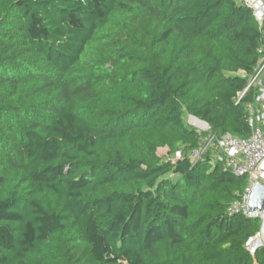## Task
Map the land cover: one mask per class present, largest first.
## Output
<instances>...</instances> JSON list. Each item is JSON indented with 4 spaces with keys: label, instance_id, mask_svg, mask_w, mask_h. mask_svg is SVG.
Returning <instances> with one entry per match:
<instances>
[{
    "label": "trees",
    "instance_id": "1",
    "mask_svg": "<svg viewBox=\"0 0 264 264\" xmlns=\"http://www.w3.org/2000/svg\"><path fill=\"white\" fill-rule=\"evenodd\" d=\"M263 46L242 0H0V264H264L248 176L187 155L251 132Z\"/></svg>",
    "mask_w": 264,
    "mask_h": 264
},
{
    "label": "built area",
    "instance_id": "2",
    "mask_svg": "<svg viewBox=\"0 0 264 264\" xmlns=\"http://www.w3.org/2000/svg\"><path fill=\"white\" fill-rule=\"evenodd\" d=\"M254 9V14L260 24H264V2L262 0H242ZM262 59L257 64L254 72L250 74L248 83L243 91L238 94L239 102L250 89L255 90L254 97L247 104L249 111L248 126L251 132L246 137H239L232 133L217 136L215 133L204 135L209 130L198 127L200 142L197 148L187 155L192 162L211 156V164L216 162L231 169L233 173L240 176H248L249 184L245 191L234 201L228 209L229 215L242 213L246 217H261V212L251 210L247 205V197L250 189L261 181L260 175L253 171L258 162L264 158V46L262 48ZM182 153L178 151L176 158H181ZM214 161V162H213ZM264 246L262 234L259 232L249 237L245 247L252 253Z\"/></svg>",
    "mask_w": 264,
    "mask_h": 264
},
{
    "label": "water",
    "instance_id": "3",
    "mask_svg": "<svg viewBox=\"0 0 264 264\" xmlns=\"http://www.w3.org/2000/svg\"><path fill=\"white\" fill-rule=\"evenodd\" d=\"M193 117H196V116L194 115L190 116V118H193ZM196 118L200 120L201 122L205 123L206 126L209 127L206 121L201 120L198 117ZM253 171L257 172L260 175L261 181H258L254 185L252 190L250 189L248 197H247L248 199L247 205L249 209L258 210L261 212L260 218H261L262 223L260 227V233L262 234V239L264 242V158L258 162V164L256 165Z\"/></svg>",
    "mask_w": 264,
    "mask_h": 264
},
{
    "label": "rangeland",
    "instance_id": "4",
    "mask_svg": "<svg viewBox=\"0 0 264 264\" xmlns=\"http://www.w3.org/2000/svg\"><path fill=\"white\" fill-rule=\"evenodd\" d=\"M187 122L189 123V124H191V125H193V124H195V126L198 128V127H200V128H203V129H207L206 127L207 126H204V125H202V126H198V125H196V123L194 122V120H192V118H188L187 119ZM159 152H160V154H162V155H164V154H166L167 153V148H161L160 150H159ZM214 162V161H213Z\"/></svg>",
    "mask_w": 264,
    "mask_h": 264
},
{
    "label": "bare ground",
    "instance_id": "5",
    "mask_svg": "<svg viewBox=\"0 0 264 264\" xmlns=\"http://www.w3.org/2000/svg\"><path fill=\"white\" fill-rule=\"evenodd\" d=\"M192 120H194V122L196 123V125L198 126H202L204 125L205 123L201 122L200 120H198L197 118L193 117Z\"/></svg>",
    "mask_w": 264,
    "mask_h": 264
},
{
    "label": "crops",
    "instance_id": "6",
    "mask_svg": "<svg viewBox=\"0 0 264 264\" xmlns=\"http://www.w3.org/2000/svg\"><path fill=\"white\" fill-rule=\"evenodd\" d=\"M204 126H206V124H204Z\"/></svg>",
    "mask_w": 264,
    "mask_h": 264
}]
</instances>
